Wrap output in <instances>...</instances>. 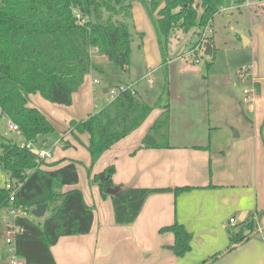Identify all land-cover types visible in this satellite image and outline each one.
I'll use <instances>...</instances> for the list:
<instances>
[{
    "label": "crops",
    "instance_id": "crops-1",
    "mask_svg": "<svg viewBox=\"0 0 264 264\" xmlns=\"http://www.w3.org/2000/svg\"><path fill=\"white\" fill-rule=\"evenodd\" d=\"M236 1L232 0L225 6L224 0L221 12L215 15L211 24L224 8L231 9L232 13L236 10L243 12L247 3L238 5ZM247 5L255 6L258 14L264 0L249 1ZM132 21L136 32L132 41V63L125 70L119 66L120 72L102 70L100 76L109 82L102 93L93 88V82H98L99 78L91 76V72L73 93L72 105L48 102L39 93L30 95V105L41 112L42 108L50 105L51 112H62L68 124L71 120L87 118L107 105L112 99L110 90L117 87L115 84H130L142 99L150 103L147 88L137 86L147 78L148 85L154 86L151 75L159 67H164L161 48L151 16L147 18L142 10L138 14L135 3ZM257 31V34H241L244 45H257V76L252 70L250 82L258 91L253 104L242 101V97L237 103L238 96L233 91L228 95L227 102L223 101L222 92H206L204 81L184 66L189 62H178L180 73L187 75L182 89L177 91L178 100L171 103L170 99L163 101L162 95L159 96L156 102L159 106L141 127L115 143L93 166L87 148L88 133L80 134V140H77L68 129L60 139H54L55 147L51 148L53 157L47 162L58 163L54 168L70 161L78 162L79 183L66 185L63 190L81 189L87 204L95 211L90 233L65 235L53 245L52 253L57 264H204L220 253L209 264H242V259L236 256L247 243L257 245L264 230V77L260 76L258 69L264 31L259 28ZM141 32L145 33L143 38L137 34ZM211 37L213 50L216 49L214 33ZM135 41L141 51V60L137 63L140 70L138 80L130 76L135 61ZM93 57L108 61L98 54H93ZM170 61L168 59L167 67ZM243 66L240 65L236 71ZM126 73H129L128 79L124 76ZM165 103H169L171 109L170 147H148L145 139L155 120L165 110ZM44 113L55 127L58 121ZM21 138L24 142L23 136ZM62 138L70 141L72 146L69 149L64 146ZM111 165H115V184L125 188H190L179 194L162 191L150 195L135 222L121 225L116 222L112 198L104 197L99 185L91 184L86 174L91 166L94 174ZM257 217L260 219L257 220ZM231 218L234 220L231 221ZM253 218L259 225L256 235L228 251L230 228L238 229L239 224ZM175 223L183 224L193 236L191 250L180 256L173 250L174 232L164 229Z\"/></svg>",
    "mask_w": 264,
    "mask_h": 264
},
{
    "label": "trees",
    "instance_id": "trees-1",
    "mask_svg": "<svg viewBox=\"0 0 264 264\" xmlns=\"http://www.w3.org/2000/svg\"><path fill=\"white\" fill-rule=\"evenodd\" d=\"M134 1L0 0V119L16 123L24 143L31 141L49 149L56 143L53 138L56 128L44 112L30 105L31 94L39 93L53 103L72 105L73 93L84 83L91 68L97 67L93 54L105 57L123 70L131 64L136 34L132 23ZM143 3L156 28L168 84L167 53L172 33L176 29L188 32L211 26L224 0H143ZM137 34L140 38L145 35ZM211 36L209 43L213 46ZM214 53L215 49L205 61L207 69L214 63ZM115 85L118 94L107 105L87 118L69 122V133L75 139L80 140V134H89L87 148L92 166L115 143L141 127L159 106L142 99L130 84ZM163 109L150 129L154 144H147L148 147H170L169 103ZM1 138L0 168L6 177L21 182L22 186L12 203V190L0 186V210L11 204L31 209L47 204L43 223L34 217L18 219L24 231L17 237V252L26 264H57L53 245L65 235L90 233L95 218L94 208L87 204L81 189L63 190L66 185L79 183L78 162L54 168L58 163L47 162L49 159L39 163L28 147ZM61 140L66 148L72 146L70 141ZM92 166L87 170L90 183L98 184L101 194L112 198L116 222L121 225L135 222L150 195L162 191L179 194L190 188H125L114 182L115 165L94 174ZM116 186L120 187L117 193H107V189ZM257 220H247L238 229L230 228L228 251L256 235ZM164 229L174 232L173 250L178 256L191 250L193 236L183 224L175 223ZM221 254H215L204 264L214 262Z\"/></svg>",
    "mask_w": 264,
    "mask_h": 264
},
{
    "label": "rangeland",
    "instance_id": "rangeland-1",
    "mask_svg": "<svg viewBox=\"0 0 264 264\" xmlns=\"http://www.w3.org/2000/svg\"><path fill=\"white\" fill-rule=\"evenodd\" d=\"M249 1L251 2L254 0H247L246 3L248 4ZM134 3L137 13L139 14V12L142 10V13H144L148 18L150 14L147 13L148 10L144 5L143 0H135ZM231 3L232 0H225V6ZM247 4L244 8V11L241 13H239L237 10L232 13L230 11L231 9L224 8L222 13L216 16L215 20L213 21V25L211 26L208 25V27L193 28L188 32L183 31L182 29H176L174 33H172L169 41L170 48L167 53L168 59H171L170 65L168 67L169 83L167 84L166 81L165 68L159 67V69L155 70L151 75L154 79L153 87L148 85L149 78L142 80V84L137 86L139 88L142 86L147 88L148 92L150 93L148 101L151 104L156 103L160 99L159 96L161 95L163 101H168L170 99L171 103H175L178 100L179 97L177 91L182 89V85H184V77L187 75L185 73H180V64H177L178 62L186 63V61L189 63L188 65L186 63L184 66L190 70L189 72H191V74L197 76V78L199 77L201 81H204V84H206V92H222L221 94L223 95V101L227 102L228 95L231 91H233L238 96L237 103H239L241 97L243 101V88L252 87V83H250L252 78L246 77L242 79L241 75L239 74L240 71L237 72L236 70L240 65H253L255 68L252 67L250 71L253 70V73L256 75L255 72L258 65L257 62L255 63V59L258 57V54L256 50L257 45L255 43L244 45V40L241 34L244 32L248 33L249 35L253 33L257 34L258 28L264 31V6L261 7V10H259L257 14L256 7H252ZM132 23L134 24L133 21ZM211 30H213L216 41V49L214 53L215 60L214 63L207 69L205 63L197 62V59L200 56L205 59L210 57L205 55V51L207 49L208 43L210 42L209 38L213 34H210ZM134 43L135 44L133 47L135 61L133 62L130 76H132L134 80H138L140 77V70L137 68V63H139L141 60L139 58L141 51L139 49L138 43H136V41ZM258 59L259 73L260 76L264 77V41L261 44V52ZM92 60L96 62L98 67H92L89 73L93 72L91 76L99 78L98 82H93V88H96V90H99L102 93L103 88L109 86V82L107 79H104L100 76V72L102 70H105L109 73L120 72V67L110 60L99 61L94 57H92ZM91 76H89L90 81L92 78ZM124 76L126 79H128L129 73H126ZM165 85L166 90L164 91ZM183 88L185 89V92L189 94L187 89L185 87ZM47 101L51 102L48 99ZM42 109H44L43 112H46L48 116H54V118L58 121L57 125L55 124L56 133L53 137L57 140L60 139V137L63 136L69 129V123H65V117L62 112L58 111V114H55L57 112L55 109L56 112L53 114V112H51L50 105L45 106ZM1 136L8 140H15L20 144L23 142L21 138L22 134L9 130V121L7 118L0 119V142L2 140ZM86 174H88L87 170ZM5 177V172H3L0 168V186L5 185ZM49 214L50 213L47 212V215ZM1 215L2 214L0 213V217ZM34 219L39 223L44 222V217H37L34 215ZM239 225L240 228L244 226H242V224ZM247 232L248 230H246V233ZM261 238L262 239L260 241H257V245L247 243L243 250L240 251V254L236 256V258L242 259V264H264V230L263 234H261ZM6 250L7 248L4 246L3 240L0 238V264H9L7 257L4 259L1 257V253Z\"/></svg>",
    "mask_w": 264,
    "mask_h": 264
},
{
    "label": "built area",
    "instance_id": "built-area-1",
    "mask_svg": "<svg viewBox=\"0 0 264 264\" xmlns=\"http://www.w3.org/2000/svg\"><path fill=\"white\" fill-rule=\"evenodd\" d=\"M213 30L210 31V34H212ZM206 59L202 56L198 57L197 62L205 63ZM252 66H243L242 69H240L239 74L241 75L242 79L246 77L252 78L251 69ZM98 81V80H96ZM257 90L256 86L252 85V87H245L243 88V100L246 103L253 104L255 97L257 96ZM111 97L114 98L117 96V89H112ZM9 130L15 131L19 134H22L21 129H19V126L12 122L9 119ZM21 146L28 147L33 153L36 155V160L39 163H42L45 160H48L53 157V153L51 148H45L38 146L37 144L29 141L26 143H22ZM7 189L12 190L11 191V203L15 200V194L18 191V189L22 186L21 182H18L16 180H13L11 177H5V185ZM31 208H23L22 206L17 205H9L5 206L0 210V213L2 214L0 217V238L3 240L4 246L7 248V250L3 253L2 258L5 257L8 258L9 264H26L24 259L18 254L16 247L17 237L20 233H22L24 230L22 226L18 223V219L20 218H33L34 213H32ZM234 219L231 218V221Z\"/></svg>",
    "mask_w": 264,
    "mask_h": 264
},
{
    "label": "water",
    "instance_id": "water-1",
    "mask_svg": "<svg viewBox=\"0 0 264 264\" xmlns=\"http://www.w3.org/2000/svg\"><path fill=\"white\" fill-rule=\"evenodd\" d=\"M211 54H212V44L208 43L207 49L205 51V55L209 56ZM145 143L154 144V138L151 135H148L147 138L145 139ZM119 190H120L119 186L111 187V188L107 189V193L111 195V194L117 193ZM46 210H47V204L46 203L40 204L32 210V213H34V215L37 217H44L46 214L45 213Z\"/></svg>",
    "mask_w": 264,
    "mask_h": 264
}]
</instances>
